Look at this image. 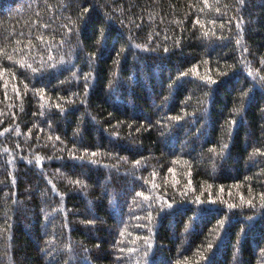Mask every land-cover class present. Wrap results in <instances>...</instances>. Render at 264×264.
<instances>
[{
	"label": "trees",
	"instance_id": "1",
	"mask_svg": "<svg viewBox=\"0 0 264 264\" xmlns=\"http://www.w3.org/2000/svg\"><path fill=\"white\" fill-rule=\"evenodd\" d=\"M0 264H264V0H0Z\"/></svg>",
	"mask_w": 264,
	"mask_h": 264
}]
</instances>
